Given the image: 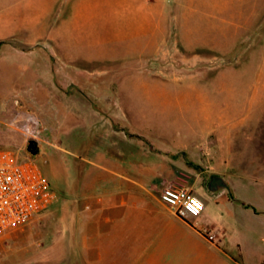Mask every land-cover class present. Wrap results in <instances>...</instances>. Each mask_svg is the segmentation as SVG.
Masks as SVG:
<instances>
[{"label":"rangeland","instance_id":"1","mask_svg":"<svg viewBox=\"0 0 264 264\" xmlns=\"http://www.w3.org/2000/svg\"><path fill=\"white\" fill-rule=\"evenodd\" d=\"M116 3L124 5L121 13L111 9ZM3 25L23 44L38 47L12 72L1 66L0 148L37 162L57 197L0 235V264H84L78 228L86 164L79 157L89 143L66 138V107L43 106L51 100L34 97L33 85L26 84L32 72L37 80L50 76L45 48L60 38L63 55L61 38L79 25L98 58L77 61L75 68L83 65L84 71L74 69L68 80L103 101L110 95L131 129L173 151L185 166L177 173L191 174V185L199 176L196 189L217 194L206 200L196 194L216 225L205 230L210 240L226 234L228 242H246L248 258L260 264L263 255L254 246L264 231L253 232L250 219L254 210H264V0H0ZM30 113L41 122L37 139L22 132ZM120 125L108 119L100 128L104 137L91 142L140 154L153 148L145 138L120 141L114 133ZM209 132L218 140L211 146L215 155L207 151ZM31 140L37 154L28 149ZM215 177L220 181L210 186Z\"/></svg>","mask_w":264,"mask_h":264},{"label":"crops","instance_id":"2","mask_svg":"<svg viewBox=\"0 0 264 264\" xmlns=\"http://www.w3.org/2000/svg\"><path fill=\"white\" fill-rule=\"evenodd\" d=\"M89 8L87 6L86 9ZM123 8L120 3L111 6L116 13H121ZM76 10H79L78 6ZM80 27L74 34L68 32L69 35L61 38L65 47L62 48L63 55L58 50L60 38L54 40L50 50L45 48L51 59L50 68L45 73L50 76L37 80V72H32V79L26 84L33 85L34 97L51 100L43 106L66 107V138L89 143L80 147L82 156L79 157L86 164L83 167L85 189L78 228L82 235L84 264H253L248 258L246 242H228L226 234L220 241L210 240L205 230L209 225H216L210 223L205 213L198 217H181L162 202L163 187L177 176L180 167H185L180 159L172 158L173 151L155 145L144 132L131 129L128 122L115 112L116 105L115 102L112 104L110 95H105L103 101L82 83L68 80L74 69L84 71L83 65L75 68L77 61L84 60L85 64L87 60L98 58L93 55L96 52L94 47L80 34ZM8 29L6 25L0 26V69L3 65V69L12 72L10 69L20 65L19 59L32 53L38 44L34 41L29 45L23 44L13 34L7 33ZM60 76H64V81ZM108 119L121 124L119 130H114L120 141L132 144L133 139L145 138L153 148L148 147L140 154L122 146L112 150L91 142L104 137L105 132L100 128H105ZM96 123L100 126L95 128ZM126 132L131 135L127 136ZM207 142L208 153H219L217 148L213 150L211 147L218 142L214 140L213 133H208ZM186 150H181L183 155L189 154ZM80 165L79 162L77 170L82 168ZM200 179L196 177L191 185L193 193L204 200L216 196V193L196 189ZM250 220L253 232L264 231V210H254ZM254 247L262 252L260 264H264L263 235ZM232 252L233 255L230 254Z\"/></svg>","mask_w":264,"mask_h":264},{"label":"built area","instance_id":"3","mask_svg":"<svg viewBox=\"0 0 264 264\" xmlns=\"http://www.w3.org/2000/svg\"><path fill=\"white\" fill-rule=\"evenodd\" d=\"M22 132L37 139L41 122L30 113ZM192 176L181 171L162 190L161 200L181 217H198L205 204L193 193ZM57 194L40 166L11 150L0 148V235L31 220L56 200Z\"/></svg>","mask_w":264,"mask_h":264},{"label":"water","instance_id":"4","mask_svg":"<svg viewBox=\"0 0 264 264\" xmlns=\"http://www.w3.org/2000/svg\"><path fill=\"white\" fill-rule=\"evenodd\" d=\"M28 149H29L33 154H37V153L39 152V150H40L39 146L36 144V141H34V140H31V141H30V143H29V145H28ZM219 181H220V178H218V177L213 178V180H212L210 186L216 184V183L219 182Z\"/></svg>","mask_w":264,"mask_h":264}]
</instances>
